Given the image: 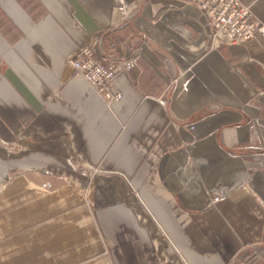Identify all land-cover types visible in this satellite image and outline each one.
Listing matches in <instances>:
<instances>
[{"label":"crops","instance_id":"crops-1","mask_svg":"<svg viewBox=\"0 0 264 264\" xmlns=\"http://www.w3.org/2000/svg\"><path fill=\"white\" fill-rule=\"evenodd\" d=\"M119 1L0 0V264H242L264 251V171L237 177L264 151V37L210 49L188 0ZM91 44L135 58L118 101L72 73Z\"/></svg>","mask_w":264,"mask_h":264},{"label":"built area","instance_id":"built-area-1","mask_svg":"<svg viewBox=\"0 0 264 264\" xmlns=\"http://www.w3.org/2000/svg\"><path fill=\"white\" fill-rule=\"evenodd\" d=\"M199 10V16L208 29L206 43L210 49L222 46H233L254 39L256 35L264 37V26L254 17L248 5L239 0H188ZM115 6L124 10L119 0ZM135 58L130 55L123 60H115L97 56L93 45L81 47L70 61L72 73L82 77L106 101H118L122 95L114 91L115 77L128 71L134 65ZM160 104L165 105L161 100ZM251 131L254 124L249 123ZM192 129V125H188ZM18 147H11L15 149ZM244 168L237 174L240 183H245L258 170L264 171V151L252 153L243 160ZM243 173V174H242ZM242 174V175H241ZM226 195L224 189L212 194L211 204L221 201ZM264 251H255L248 256H242V264H257L263 259Z\"/></svg>","mask_w":264,"mask_h":264},{"label":"bare ground","instance_id":"bare-ground-1","mask_svg":"<svg viewBox=\"0 0 264 264\" xmlns=\"http://www.w3.org/2000/svg\"><path fill=\"white\" fill-rule=\"evenodd\" d=\"M122 4H123V6H125V4H124L123 2H122ZM121 12H122L121 14H122V16H123V11L121 10ZM132 67H133V66H132ZM132 67H131V68H132ZM242 174H243V173H242ZM242 174H241V175H242ZM237 177H238V176H237ZM238 180H241V179H238ZM225 192H226V191H225ZM226 195H227V192H226ZM226 195H225V197H226ZM225 197H224V198H225Z\"/></svg>","mask_w":264,"mask_h":264},{"label":"rangeland","instance_id":"rangeland-1","mask_svg":"<svg viewBox=\"0 0 264 264\" xmlns=\"http://www.w3.org/2000/svg\"><path fill=\"white\" fill-rule=\"evenodd\" d=\"M115 7H117V6H115Z\"/></svg>","mask_w":264,"mask_h":264}]
</instances>
